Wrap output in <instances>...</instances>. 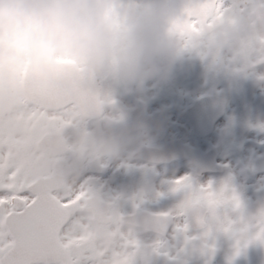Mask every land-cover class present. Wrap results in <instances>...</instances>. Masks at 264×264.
Returning <instances> with one entry per match:
<instances>
[{"label": "clouds", "instance_id": "9594fccd", "mask_svg": "<svg viewBox=\"0 0 264 264\" xmlns=\"http://www.w3.org/2000/svg\"><path fill=\"white\" fill-rule=\"evenodd\" d=\"M199 2L0 0V137L13 145L30 180L83 188L103 213L116 194L101 190L93 169L150 168L154 137L129 118L132 107L120 106L118 86L166 78L183 52L176 27ZM247 33L245 20L226 15L205 38L223 50ZM50 100L68 122L19 118L36 106L52 114Z\"/></svg>", "mask_w": 264, "mask_h": 264}, {"label": "snow or ice", "instance_id": "6c2138e0", "mask_svg": "<svg viewBox=\"0 0 264 264\" xmlns=\"http://www.w3.org/2000/svg\"><path fill=\"white\" fill-rule=\"evenodd\" d=\"M186 12L176 27L182 51L241 71L264 64V0H200ZM226 15L245 20L248 33L218 50L205 33ZM49 103L52 114L36 106L19 118L68 122L63 107ZM170 191L179 200L167 211H147L137 196L125 212L116 195L97 213L83 188L30 180L13 145L0 137V264H212L221 235L230 242L225 264H232L249 245L264 246V206L247 212L226 188L196 187L187 177Z\"/></svg>", "mask_w": 264, "mask_h": 264}, {"label": "flooded vegetation", "instance_id": "af4514ba", "mask_svg": "<svg viewBox=\"0 0 264 264\" xmlns=\"http://www.w3.org/2000/svg\"><path fill=\"white\" fill-rule=\"evenodd\" d=\"M118 87V103L133 108L129 118L139 119L155 144L147 171L93 169L125 212L137 196L147 211L172 209L179 196L170 188L181 177L196 187L226 188L247 212L264 206V64L241 71L183 51L166 78ZM218 242L212 264H225L230 242L223 235ZM232 264H264V246L249 245Z\"/></svg>", "mask_w": 264, "mask_h": 264}, {"label": "water", "instance_id": "95a60500", "mask_svg": "<svg viewBox=\"0 0 264 264\" xmlns=\"http://www.w3.org/2000/svg\"><path fill=\"white\" fill-rule=\"evenodd\" d=\"M205 100H206V101H209L210 99H208V98H205Z\"/></svg>", "mask_w": 264, "mask_h": 264}]
</instances>
